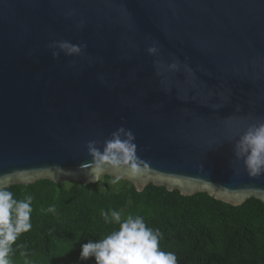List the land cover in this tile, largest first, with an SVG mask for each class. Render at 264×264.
Instances as JSON below:
<instances>
[{"label": "water", "instance_id": "95a60500", "mask_svg": "<svg viewBox=\"0 0 264 264\" xmlns=\"http://www.w3.org/2000/svg\"><path fill=\"white\" fill-rule=\"evenodd\" d=\"M257 117L264 0H0L2 189L96 183L87 144L119 139L100 178L264 202L234 154Z\"/></svg>", "mask_w": 264, "mask_h": 264}, {"label": "trees", "instance_id": "16d2710c", "mask_svg": "<svg viewBox=\"0 0 264 264\" xmlns=\"http://www.w3.org/2000/svg\"><path fill=\"white\" fill-rule=\"evenodd\" d=\"M114 179L104 175L88 185L45 179L4 189L17 200L32 197V228L11 245L9 264H96L94 258L80 259L81 245L118 228L101 216L109 209L122 219L143 217L149 228L158 229L160 249L175 253L177 264H264V202L259 198L233 206L207 193L184 196L153 184L138 191L129 181ZM49 206L55 213L46 211Z\"/></svg>", "mask_w": 264, "mask_h": 264}, {"label": "clouds", "instance_id": "9594fccd", "mask_svg": "<svg viewBox=\"0 0 264 264\" xmlns=\"http://www.w3.org/2000/svg\"><path fill=\"white\" fill-rule=\"evenodd\" d=\"M60 47L70 52L79 51L77 46L67 43ZM122 143L119 139H110L105 142L102 150L96 147L94 141L87 144L89 153L95 158L90 162L93 182L100 179L106 165L115 168L120 166L122 153L119 145ZM234 154L237 159L243 160L251 176L264 174V118L257 117L243 131H237ZM118 180L119 176L113 183ZM31 205V196L17 200L11 191L0 188V264H9L6 257L11 251V245L20 234L31 230ZM46 211L55 213V206H49ZM101 216L105 223L118 225V228L99 241L89 240L82 244L81 260L94 258L96 264H177L175 253L160 249L159 230L149 228L143 217L129 215L122 219L119 211L111 209L102 211Z\"/></svg>", "mask_w": 264, "mask_h": 264}, {"label": "rangeland", "instance_id": "374dc122", "mask_svg": "<svg viewBox=\"0 0 264 264\" xmlns=\"http://www.w3.org/2000/svg\"><path fill=\"white\" fill-rule=\"evenodd\" d=\"M102 177H103V176H102ZM102 177H101V178H102ZM101 178H100L99 180H101ZM113 190H114V191H116V190H118V188H116V189H113Z\"/></svg>", "mask_w": 264, "mask_h": 264}]
</instances>
